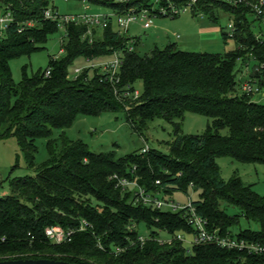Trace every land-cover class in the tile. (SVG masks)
<instances>
[{
  "label": "trees",
  "instance_id": "obj_1",
  "mask_svg": "<svg viewBox=\"0 0 264 264\" xmlns=\"http://www.w3.org/2000/svg\"><path fill=\"white\" fill-rule=\"evenodd\" d=\"M76 1L121 13L135 3L126 6L108 0ZM0 3L14 19L0 36V140L16 138L34 173L13 179L10 194L0 198V261L264 264V256L212 244L198 245L191 251L181 242L132 245L130 240L136 241L142 228L153 235H192L194 230L184 211L136 206L133 192L122 191L111 179L114 175L137 179L148 191L162 194L199 191V201L193 205L209 221L210 231L264 245V197L237 175L225 181L218 165L220 157L264 164V104L235 95L239 59L245 62L253 54L264 60V38L258 40L247 10L231 9L216 0H201L196 8L194 15L203 13L213 21L220 9L235 18L238 31L233 38L239 46L225 55L191 53L170 44L142 56L137 51L139 40L135 38L134 50L129 51L131 38L117 33L112 24L103 31L95 30L92 43L84 39L86 26L70 24L64 56L51 58L48 70L26 76L17 84L11 61L44 49L49 37L59 31L58 23L45 17L47 10L55 8L50 0ZM29 22L33 26H27ZM116 52L122 53L123 60L117 85L106 81L99 69L86 68L77 78L70 77L69 68L76 60L96 61ZM49 70L51 76L47 77ZM139 82L143 94L135 100L133 93ZM128 94L132 96L126 99ZM122 111L137 130L144 131L156 119L172 124L174 139L169 153L149 150L118 157L111 152L93 153L83 141L71 140L64 133L52 138L55 129H68L81 116ZM187 113L212 120L205 134H183ZM224 130H228L227 136L221 134ZM39 139L48 140L49 159L43 165L36 164ZM228 207L236 208L238 214L230 215ZM241 218L256 224L259 230L234 234ZM84 221L89 228L78 230L70 243L56 245L46 237L50 227L80 229ZM130 226L137 230L130 232ZM117 248L124 252L117 255Z\"/></svg>",
  "mask_w": 264,
  "mask_h": 264
},
{
  "label": "rangeland",
  "instance_id": "obj_2",
  "mask_svg": "<svg viewBox=\"0 0 264 264\" xmlns=\"http://www.w3.org/2000/svg\"><path fill=\"white\" fill-rule=\"evenodd\" d=\"M51 6L61 15H95L107 13L109 9L100 6H90L85 10L82 1L76 0H50ZM6 14L5 7L0 3V18ZM216 21L209 15H193L190 11L181 14L177 18H155L153 27L144 30L141 24L131 26L128 36L139 40L137 51L142 55L150 54L155 48L165 49L170 44H176L182 51L191 53H208L225 55L233 52L239 46L236 39L231 37L228 26L235 23L233 15L220 9L215 12ZM254 18L252 17V21ZM114 28L119 30L117 24ZM1 29V28H0ZM256 32L257 29H254ZM65 33L63 30L52 34L49 37L44 49L34 53L32 56H24L11 61V70L14 81L17 84L23 82L26 76L33 77L48 70L50 59L53 57H63L61 40ZM113 57L103 58L96 61H88L83 58L76 60L69 68V75L76 78L77 69H86L93 63L99 64ZM253 65V63H252ZM237 77L246 73V65L239 62L237 65ZM135 91L143 94V84L137 83ZM117 93V92H116ZM120 101L123 98L118 97ZM125 99V98H124ZM128 99V98H126ZM212 122L209 118L193 113H187L182 122V132L184 135L196 136L207 132L208 125ZM64 133L74 141H83L93 153H116L118 157H126L134 154H142L148 147L149 150H158L165 154L169 153V144L174 139V127L172 124L162 119L151 122L144 131L135 129L127 120L125 112H107L101 116H81L73 126L68 129H55L54 139L59 138ZM223 136L229 134L228 130L221 132ZM48 140H37L38 153L36 164L43 165L49 159ZM221 176L225 181L233 176H239L242 181L253 190L264 197V164L242 163L233 157H220L218 159ZM34 176L28 167L26 156L21 150L16 138L0 140V198L7 196L11 192L10 182L16 178ZM163 201H174L181 205H187L190 201L197 202L200 198L199 191L189 190L184 192H173L163 194ZM230 215L238 214L236 208L228 207ZM252 229L258 231L259 227L254 223H249L245 218L240 219V224L233 229L234 234L240 230ZM151 231L142 228V234ZM164 236V235H162ZM188 242L194 239L193 235H186ZM188 249L191 246L186 245Z\"/></svg>",
  "mask_w": 264,
  "mask_h": 264
},
{
  "label": "built area",
  "instance_id": "obj_3",
  "mask_svg": "<svg viewBox=\"0 0 264 264\" xmlns=\"http://www.w3.org/2000/svg\"><path fill=\"white\" fill-rule=\"evenodd\" d=\"M115 5H129L134 3L127 11L119 12L113 9H109L107 13H98L95 15H65L61 16L56 9H49L45 12L47 20L54 21L57 24L59 30H63L65 35L61 40L62 53H65V44L69 38L67 26L70 24L83 25L88 28V31L84 39L89 38L90 43L95 39L94 31H103L107 29L111 24H117L119 30L115 31L122 36H128L130 28L134 24H141L144 30H149L153 27L155 18H177L181 14L190 11L193 15L196 12V8L201 0H108ZM231 9H245L249 12V20L253 24V28L257 29L258 40L264 38V0H216ZM85 6V10L90 9V4L87 1H82ZM203 13H198V16H203ZM252 17L254 20L252 21ZM14 21L11 13H6L0 18V36L3 35L9 25ZM27 26H33L32 22L26 24ZM231 37L233 38L238 28L236 23L228 26ZM135 38H131L128 43L129 51L134 50ZM243 48V46H242ZM111 60L92 64L91 69H99L101 74L105 76L106 81L112 85H117L120 81L119 75L123 65L122 53L116 52ZM60 57H55L58 59ZM239 62H243L246 65V73H242L241 77L236 79V96H247L257 104H264V60L255 57L253 54L247 61L239 59ZM253 63V65H252ZM85 69L76 70V78L82 74ZM51 76V71L47 72V77ZM127 98L131 97V94L126 95ZM134 99L137 100L140 97V93H133ZM121 97V96H120ZM149 148L146 147L143 153H147ZM117 184V188L124 192H133V202L136 206L147 207L154 210H161L164 212L179 213L184 211V217L189 222V225L193 228L194 239L188 242L186 234H168L167 232H160L152 234V231L148 234H142L140 231L136 241L130 240L132 245L140 244L142 246L150 241L158 242L161 245H172L175 242H181L185 245L191 246V251L194 247L203 244H212L220 248L229 250H239L247 252L250 255L264 256V245L255 244L246 240H241L237 237L222 236L220 231H210L209 221L201 217L193 205L190 199L187 205H181L174 201H163L161 192L148 191L146 188L139 185L137 179H129L127 177H119L114 175L112 178ZM157 185H161L160 181L156 182ZM89 228L87 222H83L80 229L66 230L62 227H50L46 230L47 239L56 245H62L70 243L75 235L79 231H85ZM130 232L136 231V226L129 227ZM164 235V236H162ZM187 247V246H186ZM102 248V246H101ZM116 254H121L124 249L117 248Z\"/></svg>",
  "mask_w": 264,
  "mask_h": 264
},
{
  "label": "water",
  "instance_id": "obj_4",
  "mask_svg": "<svg viewBox=\"0 0 264 264\" xmlns=\"http://www.w3.org/2000/svg\"><path fill=\"white\" fill-rule=\"evenodd\" d=\"M0 264H73L65 261H57L50 259H19V260H8V261H0Z\"/></svg>",
  "mask_w": 264,
  "mask_h": 264
}]
</instances>
